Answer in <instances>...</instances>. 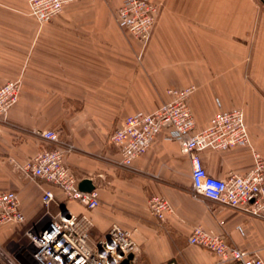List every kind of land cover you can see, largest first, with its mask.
<instances>
[{"label": "crops", "instance_id": "1", "mask_svg": "<svg viewBox=\"0 0 264 264\" xmlns=\"http://www.w3.org/2000/svg\"><path fill=\"white\" fill-rule=\"evenodd\" d=\"M121 1L81 0L41 23L30 14L28 0H0V87L22 82L18 102L0 118V193H18L28 219L42 211L40 188L47 185L28 183L22 172L52 146L36 132L53 130L73 146L68 165L99 190L101 204L91 213L94 238L118 224L132 232L145 264H218L214 253L188 243L193 228L201 226L264 259V218L196 196L179 142L162 132L131 167L122 165L120 147L110 142L125 118L156 111L172 99V87L194 86L189 104L196 122L207 126L218 111L244 104L250 137L247 146L201 152L209 174L226 179L251 169L254 152L264 156V107L257 91L244 84L242 47L228 40L242 35L251 16L242 21L243 10L229 14L226 0H172L140 61L141 45L115 17ZM47 188L62 196L56 187ZM154 195L173 208L164 222L151 214ZM68 205L87 213L77 202ZM13 234L0 226V243Z\"/></svg>", "mask_w": 264, "mask_h": 264}, {"label": "built area", "instance_id": "2", "mask_svg": "<svg viewBox=\"0 0 264 264\" xmlns=\"http://www.w3.org/2000/svg\"><path fill=\"white\" fill-rule=\"evenodd\" d=\"M81 0H28L30 14L41 23L57 18L64 8ZM157 9L148 0H125L116 13L120 28L132 35L142 45L138 55L141 61L156 25ZM21 80L6 82L0 87V118L8 115L18 102ZM196 88H171L172 99L152 113H136L125 118L113 131L110 142L120 147L122 165L131 167L147 152L157 137L165 132L168 140L180 143L181 151L191 164L194 194L251 216L264 218V156L254 152L253 167L245 173L231 172L226 179L209 174L201 152L231 150L250 144L244 112L239 108L220 110L207 126L199 128L189 100ZM52 146L43 148L25 166L34 177L53 184L62 196L48 188L43 192L47 209L52 203L77 202L87 213H76L68 205L47 210L31 228L29 237L33 250L29 252L30 264H145L143 250L131 231L114 224L100 238L93 237L95 222L91 215L101 204L98 188L83 191L82 180L69 168L65 152L59 145L60 134L53 130L36 132ZM64 196V198H63ZM61 198H63L61 200ZM151 214L160 222L167 220L173 208L161 195L149 200ZM43 216H45L43 218ZM25 223L21 202L13 191L0 193V224ZM190 245L203 247L218 257V264H264L257 252L232 246L224 234H211L201 226L193 228ZM132 256V258H130ZM4 264H15L5 257ZM21 264V263H20ZM161 264H178L171 260Z\"/></svg>", "mask_w": 264, "mask_h": 264}, {"label": "rangeland", "instance_id": "3", "mask_svg": "<svg viewBox=\"0 0 264 264\" xmlns=\"http://www.w3.org/2000/svg\"><path fill=\"white\" fill-rule=\"evenodd\" d=\"M125 0H122L115 8V17L118 9L122 6ZM151 2L154 7L157 9V17H156V25H154V31L152 33V37L154 35L155 29L162 17V14L166 8H172L174 7L175 3L172 0H148ZM264 0H226V6L230 10L238 11L237 13H240V11L243 10L244 12V18L240 17V20L243 21V19L246 21L249 16H251L250 21L247 23L243 22V31L242 35L241 33H238L239 38L237 40H231L228 38L229 43H233L238 45L239 47H242L241 52L242 56L245 60V63L243 65V73H244V84L247 88H253L255 90V93L258 97V105H261L264 107V80L252 82L251 78L254 77V75H261V78L264 77ZM183 8H186L183 6ZM117 20V19H116ZM119 25V24H118ZM120 27V26H119ZM122 30V29H121ZM130 35V34H129ZM132 36V35H130ZM133 37V36H132ZM151 37V40H152ZM134 38V37H133ZM135 39V38H134ZM136 40V39H135ZM150 40V42H151ZM139 44L140 42L136 40ZM148 43V46L150 44ZM141 45V44H140ZM147 46V47H148ZM141 51H142V45H141ZM140 53V52H139ZM139 55V54H138ZM22 83V82H21ZM172 88H181V87H172ZM22 89V87H21ZM171 89V88H170ZM192 96V95H191ZM191 98V97H190ZM254 107V106H253ZM233 108H239L243 112L244 110V104L242 105H234ZM232 108V109H233ZM255 108V107H254ZM258 109V108H256ZM258 112V111H257ZM245 116V114H244ZM197 125L199 128H203L205 126L199 124L197 122ZM59 145L62 147V149L65 152V161L66 156L70 152H72L73 146L70 144L69 140H66V138H59ZM76 149V148H75ZM43 150V149H42ZM41 151V150H40ZM39 151V152H40ZM67 163V161H66ZM68 165V163H67ZM69 168L75 173V176L79 180L84 179H90V177H83L76 174V172L73 170L70 165H68ZM24 177L23 179L28 180V183L34 184L39 183L41 187H45L44 185H47V187H54L53 184L47 183L43 181L42 179L34 177L32 174H30L26 169L25 166L23 168ZM37 186V185H36ZM40 188L41 191H45L48 188ZM40 189H38L40 191ZM40 191V192H41ZM14 192V191H13ZM16 193V192H15ZM19 200V194L16 193ZM35 197V196H34ZM41 201L43 205V209L41 212L38 213L35 217H32V219H28L26 217L25 223H16V222H9L7 224H0L1 227L4 228H12L14 229L13 237L9 238L7 241H4L3 243H0V255L12 260L15 264H30V256L29 252L33 250L32 241L29 237V230L31 228H37V224L39 223V219H41L42 215L46 213L47 210H51L55 212L56 208L59 207V205H66L70 202V200L66 202H56L52 203L49 209H47L46 205H44V198L43 194H41ZM64 198V196H63ZM61 198V200L63 199ZM33 199V198H32ZM45 216H43L44 218ZM4 261V258H3ZM4 264V262H3Z\"/></svg>", "mask_w": 264, "mask_h": 264}, {"label": "water", "instance_id": "4", "mask_svg": "<svg viewBox=\"0 0 264 264\" xmlns=\"http://www.w3.org/2000/svg\"><path fill=\"white\" fill-rule=\"evenodd\" d=\"M264 2V1H263ZM79 188L83 191H93L95 189V185L93 183L92 180L90 179H84L80 182L79 184ZM130 258H132V256H130ZM128 260H126L125 262H123V264H128Z\"/></svg>", "mask_w": 264, "mask_h": 264}]
</instances>
